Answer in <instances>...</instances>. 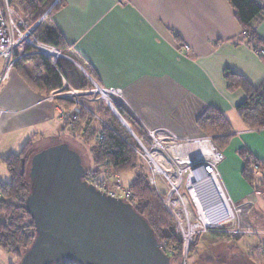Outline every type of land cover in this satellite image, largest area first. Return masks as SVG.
Returning <instances> with one entry per match:
<instances>
[{
    "label": "crops",
    "instance_id": "crops-1",
    "mask_svg": "<svg viewBox=\"0 0 264 264\" xmlns=\"http://www.w3.org/2000/svg\"><path fill=\"white\" fill-rule=\"evenodd\" d=\"M44 16L38 34L56 29L98 84L120 92L115 101L138 130L195 137L203 134L197 120L206 110L221 112L233 135L220 149L226 159L219 172L232 202L246 199L260 179L253 164L264 158V128L245 125L236 111L245 92L229 90L224 72L259 88L264 57L241 37L228 0H63ZM253 26L264 42V15ZM58 108L13 69L0 83V158L28 139L36 150L61 142L69 132ZM248 161L252 183L243 175Z\"/></svg>",
    "mask_w": 264,
    "mask_h": 264
},
{
    "label": "trees",
    "instance_id": "trees-1",
    "mask_svg": "<svg viewBox=\"0 0 264 264\" xmlns=\"http://www.w3.org/2000/svg\"><path fill=\"white\" fill-rule=\"evenodd\" d=\"M62 1L9 0V5L29 25H35L45 14L44 17H47L55 12L61 6ZM228 2L234 8L235 18L243 30L241 37L251 43L260 54L259 49L263 48L264 42L257 34L253 21L264 15V3L258 0H228ZM39 26L40 22L35 25L34 34ZM38 38L42 42L65 47L56 29L41 32ZM261 56L264 57V53ZM13 69L17 70L29 85L46 96L51 90L61 86L62 79L76 89L87 87V83L80 78L75 68L62 59L53 64L42 55L29 53L19 58ZM224 74L229 90L240 87L245 92V99L236 106V111L245 125L250 129L264 128V83L259 88H253L244 78L229 69H226ZM62 103L67 105V102ZM117 107L133 130L137 132L138 128L134 120L121 106L117 105ZM86 109L77 116L71 128H67L68 122L65 123V128L72 137H80L84 143H88L95 137L98 129L95 125L99 122L96 116L103 121L98 129L101 130L103 136L100 141L90 147L92 168L87 171L99 174L107 168L111 172L119 173L136 170L138 163L143 161L132 150L133 141L129 134L124 128H119V122L107 109L98 107L94 112L90 111V108ZM197 123L203 134L213 136V141L219 149L227 144L233 135L226 117L215 109L206 110L198 118ZM35 151L33 140L28 139L18 152L0 158L9 174L7 182H0L3 194L0 207V248L20 259L35 238L33 221L24 207V199L29 192V160ZM249 163V161L246 162L243 175L252 183L254 175L248 170ZM147 177L148 171L138 170L127 184L133 194L132 206L148 222L160 245L162 238L172 244L170 248L175 249L172 257L177 258L182 248L180 238L175 234L173 224L171 225L170 214L163 206L156 191L148 183ZM163 251L169 256L171 262V256L164 249Z\"/></svg>",
    "mask_w": 264,
    "mask_h": 264
},
{
    "label": "built area",
    "instance_id": "built-area-1",
    "mask_svg": "<svg viewBox=\"0 0 264 264\" xmlns=\"http://www.w3.org/2000/svg\"><path fill=\"white\" fill-rule=\"evenodd\" d=\"M35 25H29L18 16L9 5V0H0V83L9 77L15 62L26 54L42 55L53 64L60 59H71L66 54V49L42 42L33 33ZM78 66L84 72L89 86L76 89L62 79L61 86L51 90L47 97L73 102V107L69 110L59 106V118L69 121L70 124L89 99L103 101L105 106L111 107L119 121L123 119L126 122L127 125H123L127 127L133 141L131 148L147 165V181L171 216L175 234L183 244V254H186L193 239L204 232H229L235 235L251 232L245 214L257 194L264 191V185L259 182L264 176V158L254 163L253 170L258 172L260 179L253 190L242 203L234 204L219 172L226 156L215 145L213 136L202 134L164 139L153 128L143 126L137 132L134 131L118 110L115 98L120 96V92L115 88L101 86L82 65ZM96 119L102 124L99 117L96 116ZM102 136L101 130L97 129L96 141H100ZM83 179L101 192L132 204L133 194L119 174L105 169L96 176L85 171ZM198 186L210 190L214 197V201L208 206L203 204ZM2 198L0 190V204ZM71 263L76 264L71 261L52 264Z\"/></svg>",
    "mask_w": 264,
    "mask_h": 264
},
{
    "label": "water",
    "instance_id": "water-1",
    "mask_svg": "<svg viewBox=\"0 0 264 264\" xmlns=\"http://www.w3.org/2000/svg\"><path fill=\"white\" fill-rule=\"evenodd\" d=\"M84 174L80 155L64 141L32 154L24 207L35 238L18 264H181V257L170 262L132 204L88 184ZM197 189L205 206L214 201L210 190Z\"/></svg>",
    "mask_w": 264,
    "mask_h": 264
},
{
    "label": "rangeland",
    "instance_id": "rangeland-1",
    "mask_svg": "<svg viewBox=\"0 0 264 264\" xmlns=\"http://www.w3.org/2000/svg\"><path fill=\"white\" fill-rule=\"evenodd\" d=\"M36 36L38 37V31L36 32ZM66 54L71 57L72 60H62L69 62L72 67L75 68L80 78L87 83L88 87L89 84L86 80V76L78 65H82L86 69L87 73L91 75L90 70L77 57L70 55L69 53H67V51ZM91 77L93 78L92 75ZM93 79L95 80V78ZM49 93L47 94V96L49 95ZM47 99L49 98L47 97ZM49 100H53L55 103H57V105L63 106L65 110H69L73 107V102L70 100L56 98ZM62 102H67V105H64ZM98 107L107 109L113 116V118L117 122H119V128H124L125 132L128 133L127 127H125L119 121L111 107L109 108L105 106V103L103 101L89 99V101L85 102L84 107L80 108V112L78 113V115L84 112V110H87L86 108H90V111L94 112ZM61 120L64 123L68 122L69 127H67L71 128L75 119L73 120L72 124H70V122L67 120ZM95 125L96 128L99 129L101 123L98 122ZM62 141L66 142L70 146V148L75 150L80 155L82 164L85 167L86 171L92 168L90 147L98 142L96 141L95 137L89 140L88 143H84L82 139H80V137H72L69 133H67V135L63 137ZM106 170L109 169L107 168ZM138 170L148 171L147 165L144 162H139L136 170L123 173L110 172L119 174L123 183L127 185L134 177V173ZM100 174L101 173L95 175L99 176ZM8 180L9 174L6 166L0 161V182L5 183ZM259 182L260 185H264V176L259 180ZM245 215L247 217L248 223L251 226L250 233H243L241 235L218 231H208L201 233L193 239L192 243H190L186 254H183L184 248L181 242V253L177 258L172 257L175 251L174 248H170L172 247V244L163 238L161 239V246L163 247L162 249L168 252V254L170 253L169 255L171 256V259L174 260V263H177V259L181 257V261L185 262V264H264V191L259 195L257 194L254 203L251 204ZM172 224L173 223L171 221V225ZM19 260V257L5 252L0 248V264H18Z\"/></svg>",
    "mask_w": 264,
    "mask_h": 264
}]
</instances>
